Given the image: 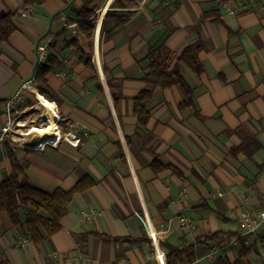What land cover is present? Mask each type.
<instances>
[{
	"label": "crops",
	"instance_id": "crops-1",
	"mask_svg": "<svg viewBox=\"0 0 264 264\" xmlns=\"http://www.w3.org/2000/svg\"><path fill=\"white\" fill-rule=\"evenodd\" d=\"M107 1L0 0V13L14 12L17 26L0 42V99L36 74L39 44L47 45L42 64L54 62L45 78L60 99L51 101L60 139L43 149L7 139L0 183L12 173L8 149L24 166L21 184L53 192L85 175L95 181L73 195L61 229L41 243L1 210L0 264H158L150 231L165 254L187 249L179 264L234 262L242 244L252 248L245 264H264V220L235 239L241 211L264 209V0H234V14L221 0H112L101 17ZM85 8L93 12L82 19ZM211 12L221 21L202 20ZM91 21L88 37L79 25ZM198 40L203 71L178 64L193 90L185 105L178 85L146 81L147 56L158 47L179 55ZM144 90L152 92L145 123L135 112ZM24 93L19 105L29 114L34 94ZM20 218L25 223L23 210ZM217 232L219 241L198 243Z\"/></svg>",
	"mask_w": 264,
	"mask_h": 264
},
{
	"label": "trees",
	"instance_id": "trees-1",
	"mask_svg": "<svg viewBox=\"0 0 264 264\" xmlns=\"http://www.w3.org/2000/svg\"><path fill=\"white\" fill-rule=\"evenodd\" d=\"M117 1V0H116ZM45 0H25L26 4H42ZM93 10L85 8L80 14L82 19H87L91 16ZM14 12L0 13V42L7 41L11 35L17 30V26L13 21ZM212 19L220 22L221 19L216 12L207 13L202 20ZM95 20V17L92 18ZM79 27L87 36L94 28V21L82 22ZM75 48L81 53L82 57L85 54L80 45L75 44ZM203 51V44L198 40L187 46L179 55L171 52L164 47L152 49L147 58L149 59V67L145 73V79L153 85H159L162 88H168L173 85H178L186 96L185 105L192 104L193 90L186 82L179 68V62H186L193 71L201 73L203 71L200 54ZM176 61L175 66L172 64ZM89 63V61H86ZM53 61L48 64H40L35 74V82L38 92L49 101L60 102L55 91L48 85L46 75L53 70ZM152 97V92L148 90L142 91L135 98V112L142 122H147L150 119V112L147 108V101ZM6 100L0 99V115L2 114L1 106ZM9 160L11 162V176L0 183V211L6 210L13 224L23 230L29 238L35 243H41L47 237L55 234L61 229L60 220L68 212L73 195L76 192L84 191L95 185V181L88 175L83 176L71 190L56 189L53 192L45 191L36 187L31 183L21 184L20 176L23 174L24 166L16 158L14 152L7 150ZM155 169L160 168L159 163H153ZM176 173L181 174L176 168L171 167ZM20 210H23L26 215L25 223H22L20 218ZM40 211H45L47 216H44ZM232 236V235H231ZM223 237L221 232L206 235L203 240L198 243L208 240L219 241ZM241 239V237H240ZM260 241H264V236L260 237ZM169 252L166 253L167 264H179L187 249H179L176 247H168ZM252 248L242 244L236 261L231 262L227 258H219L216 264H245ZM151 264V263H147Z\"/></svg>",
	"mask_w": 264,
	"mask_h": 264
},
{
	"label": "built area",
	"instance_id": "built-area-1",
	"mask_svg": "<svg viewBox=\"0 0 264 264\" xmlns=\"http://www.w3.org/2000/svg\"><path fill=\"white\" fill-rule=\"evenodd\" d=\"M233 1L234 0H221V5L227 10L229 14H234L236 12V9L232 5ZM143 2L144 0H142V3ZM47 54V45L39 44L37 47L38 65L42 64L46 60ZM61 75L63 77L69 76L68 72L66 71L61 72ZM25 91L31 92L36 97V92H38V89L35 82V75L32 76L29 80L23 82L20 87L5 102L7 121L3 125L0 132V146L9 138L15 141L23 139V135L28 131V129H25L27 124H21V121L23 120L20 119V116L23 114V111L19 107V104H21L25 100ZM45 122L46 120L42 124H45ZM58 139H60V137H57L56 141H58ZM47 145H52V143L45 142L43 146L37 144L35 148L43 149ZM27 146L30 145L27 144ZM218 194L222 195L221 192H219ZM263 220L264 209L258 212L250 210L241 211V227L239 233L235 235V239L256 233ZM150 238L153 243L158 244L159 240L155 231H150ZM155 258L158 264H167L166 254L162 249L158 250V248L156 247Z\"/></svg>",
	"mask_w": 264,
	"mask_h": 264
},
{
	"label": "bare ground",
	"instance_id": "bare-ground-1",
	"mask_svg": "<svg viewBox=\"0 0 264 264\" xmlns=\"http://www.w3.org/2000/svg\"><path fill=\"white\" fill-rule=\"evenodd\" d=\"M112 0H108L106 5L100 10V16L104 14V11L107 9L108 5ZM96 63L99 66V56H96ZM36 99L38 100L37 108H40L43 111V116L46 120L44 125L35 126L32 125L28 128L27 133L23 136L26 139L24 142L26 144H40L43 146L45 142L55 144L57 137H60V131L56 125V120L59 119V115L56 109V106L53 102L46 99L39 92H36ZM22 125H26L27 121H21ZM33 136V140H29ZM28 139V140H27ZM158 250H160L159 244L156 243Z\"/></svg>",
	"mask_w": 264,
	"mask_h": 264
},
{
	"label": "rangeland",
	"instance_id": "rangeland-1",
	"mask_svg": "<svg viewBox=\"0 0 264 264\" xmlns=\"http://www.w3.org/2000/svg\"><path fill=\"white\" fill-rule=\"evenodd\" d=\"M29 100L31 101L32 103V106H36V108H33L32 111H30L29 114H23L20 116V119L22 120H25L27 121L26 119L29 118V119H33V120H30L28 123H27V126L25 129H28L30 126L32 125H35V126H40V125H44L42 124L44 121H45V118L43 116V111L40 109V108H37V105L39 104L36 97L35 96H30L29 97ZM20 109L22 110V106H20ZM56 125L58 126L59 125V119L56 120ZM33 137V136H31Z\"/></svg>",
	"mask_w": 264,
	"mask_h": 264
},
{
	"label": "water",
	"instance_id": "water-1",
	"mask_svg": "<svg viewBox=\"0 0 264 264\" xmlns=\"http://www.w3.org/2000/svg\"><path fill=\"white\" fill-rule=\"evenodd\" d=\"M32 148H35V144H29ZM36 149V148H35Z\"/></svg>",
	"mask_w": 264,
	"mask_h": 264
}]
</instances>
